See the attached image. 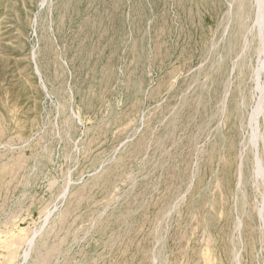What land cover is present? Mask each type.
<instances>
[{
	"label": "rangeland",
	"instance_id": "374dc122",
	"mask_svg": "<svg viewBox=\"0 0 264 264\" xmlns=\"http://www.w3.org/2000/svg\"><path fill=\"white\" fill-rule=\"evenodd\" d=\"M254 5L0 0V264H264Z\"/></svg>",
	"mask_w": 264,
	"mask_h": 264
},
{
	"label": "bare ground",
	"instance_id": "6f19581e",
	"mask_svg": "<svg viewBox=\"0 0 264 264\" xmlns=\"http://www.w3.org/2000/svg\"><path fill=\"white\" fill-rule=\"evenodd\" d=\"M254 1H255V5H254L255 9H254V18H253L252 21H253L254 25L256 26V28L260 31L262 26H263V24H264V22H263V20H264V18H263V14H264L263 13L264 0H254ZM251 25H252L251 26V28H252L253 24H251ZM260 35H259V37H260ZM260 49H261V46H260Z\"/></svg>",
	"mask_w": 264,
	"mask_h": 264
}]
</instances>
